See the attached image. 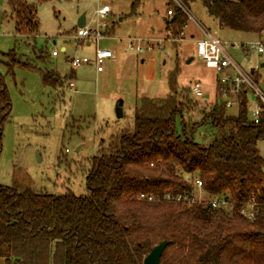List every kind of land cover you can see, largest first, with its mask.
<instances>
[{"label": "trees", "instance_id": "trees-1", "mask_svg": "<svg viewBox=\"0 0 264 264\" xmlns=\"http://www.w3.org/2000/svg\"><path fill=\"white\" fill-rule=\"evenodd\" d=\"M19 35L38 33V6L47 0H7ZM188 8L195 0H181ZM223 28L264 36V0H202ZM139 1H134V13ZM189 16L174 9L166 28L180 32ZM1 54V53H0ZM8 73L22 62L15 49L2 53ZM179 64L169 72L165 98L142 97L134 124L112 135L84 164L86 193L22 192L0 185V258L4 264H144L169 240L161 264H264V103L248 116L249 90L230 115L222 92L202 103L198 121L185 117L198 100L180 98ZM42 72L45 84L62 85ZM190 92V89L188 88ZM197 99V98H196ZM13 109L0 71V161L6 123ZM181 120V130L178 122ZM210 135L197 140L200 130ZM199 179L207 198L194 197ZM219 198L227 205L213 206ZM254 203V218L243 213Z\"/></svg>", "mask_w": 264, "mask_h": 264}, {"label": "rangeland", "instance_id": "rangeland-1", "mask_svg": "<svg viewBox=\"0 0 264 264\" xmlns=\"http://www.w3.org/2000/svg\"><path fill=\"white\" fill-rule=\"evenodd\" d=\"M134 1H139L140 6L136 13H131ZM104 4L110 5L111 12L100 19L97 10ZM168 4V9H175L173 0H47L38 6V33L26 36L16 32L8 1L0 0V71L5 75L13 103L4 130L0 185L13 186L20 192L30 188L55 195L85 194L84 164L98 155L101 145H107L112 135L133 126L134 111L142 97L165 98L169 94L168 75L177 64L180 98L197 101L188 88L192 82L200 81L206 91L204 98L209 102L216 100L215 82L222 75H217L214 66L197 55L195 40L190 35L192 31L200 34V23L213 32L216 30L217 24L202 0L190 4L192 18L184 28V42H155L153 49L140 53L129 48V38L165 37L162 13ZM83 16L84 28L96 29L98 23H107L106 37L98 43L77 38ZM217 35L230 43L264 40V36L258 35L243 41ZM97 46L112 49L115 54L106 60L103 72L94 63ZM11 49L31 66L17 64L8 73L7 58L2 53ZM55 51L57 55L53 54ZM229 52L245 71L253 70L257 85L264 92V53L246 54L243 48L234 46L229 47ZM83 56L90 61L74 67L70 59ZM47 71H54L64 83L56 88L45 84L42 72ZM72 81L74 87L69 85ZM120 99L124 102L122 117L116 114ZM248 99V116L255 119L258 99L252 91ZM202 100L191 111H185L186 118L200 120L202 111L207 109ZM238 112L239 104L228 109L230 115ZM178 128L181 130V120ZM207 139L210 135L200 130L197 140ZM258 148L264 156V140L258 142ZM188 180L193 182L191 177ZM194 197L204 199L207 195L195 189ZM3 263L0 258V264Z\"/></svg>", "mask_w": 264, "mask_h": 264}, {"label": "built area", "instance_id": "built-area-1", "mask_svg": "<svg viewBox=\"0 0 264 264\" xmlns=\"http://www.w3.org/2000/svg\"><path fill=\"white\" fill-rule=\"evenodd\" d=\"M175 2L176 7L181 8L186 14H188L189 18H192V12L190 8L185 6L181 0H173ZM111 12V7L108 4H104L99 7L97 10V14L100 19L106 18ZM167 14L170 18L174 15V9H168ZM201 28L205 32L204 37L195 40L196 43V51L197 55L205 62L210 63L214 66V69L218 76L217 83L218 89L222 92L223 98L226 101V106L231 108L235 104H238V94L242 90V88L248 89L250 92L252 91L258 100L264 103V92L259 88L257 82L252 74V72L245 71L232 57L229 52V47L234 46L238 48H243L245 53L248 54L250 51H256L260 54L264 53V40L257 41H248L241 43H230L229 41L222 40L217 34L212 33L210 30H207L201 23ZM186 27V26H185ZM184 27V28H185ZM184 28L178 32L174 33L171 26L166 28L165 37L164 38H129V48L131 50L135 49L137 53L142 51L151 50L155 46V42L158 45H161L163 42H184L187 39L186 31L184 32ZM108 29L107 23H98L96 29H88V28H80L77 31L76 37L79 39H86L89 41H98L104 37H106V32ZM145 43V46L142 43ZM57 55L55 51L53 53ZM115 57L114 51L109 48H99L96 47L95 55H94V63L96 64L97 70L99 72L104 71V64L106 60L112 59ZM72 65L74 67L79 66L82 63H86L90 61V58L87 56L83 57H73L70 59ZM229 70H234V72H230ZM71 87H74V82H70ZM190 94L197 99H203L206 95V91L204 90V85L200 81L192 82L190 87ZM259 112V103L255 108L253 114L255 119L258 118ZM194 189H198L203 195V184L201 180L195 179L193 180ZM201 200L202 198H198ZM214 207H219L221 205H227V202L223 199L214 198L213 201ZM254 203H250L243 207L242 213L249 219L254 218Z\"/></svg>", "mask_w": 264, "mask_h": 264}, {"label": "crops", "instance_id": "crops-1", "mask_svg": "<svg viewBox=\"0 0 264 264\" xmlns=\"http://www.w3.org/2000/svg\"><path fill=\"white\" fill-rule=\"evenodd\" d=\"M140 4V3H139ZM138 4V6H137V8L136 9H138L139 8V5ZM110 6V5H109ZM169 6H170V4H168L167 5V10L164 12L163 11V13H162V19H163V21H164V27H163V29H165L166 28V23H167V21L169 20V18H170V16L167 14V11H168V8H169ZM136 11L137 10H135V13H136ZM213 18V17H212ZM213 21H215L216 22V24H217V27H216V30L213 32L212 31V29H211V27H206L204 24H202L207 30H210L212 33H214V34H217V33H220V34H223V35H225L228 39H238V40H240V41H243V40H246V39H250V38H252L255 34H251V33H243V32H236V31H232V30H229V29H227V28H223L220 24H219V22H218V20H216V19H214L213 18ZM188 26V23H187V25H186V27ZM185 27V28H186ZM199 28H200V34L197 36V33L196 32H191V38L192 39H194V40H197V39H199V38H202V37H204V35H205V32L203 31V29L201 28V26H199ZM164 32V31H163ZM162 36V35H161ZM161 36H157V37H161ZM157 37H155V38H157ZM88 45L90 44V42H88L87 43ZM63 50H65L66 48L65 47H63L62 48ZM103 72V71H102ZM216 84H217V80H216V82H215V88H216ZM216 94V93H215ZM216 96V98H217V94L215 95ZM204 100V102H206V103H214L215 101H213V102H209L206 98H204L203 99ZM4 264V263H3Z\"/></svg>", "mask_w": 264, "mask_h": 264}, {"label": "water", "instance_id": "water-1", "mask_svg": "<svg viewBox=\"0 0 264 264\" xmlns=\"http://www.w3.org/2000/svg\"><path fill=\"white\" fill-rule=\"evenodd\" d=\"M85 17L83 16L79 21V26L83 27L85 25ZM253 72V70H252ZM52 73L55 74L54 71ZM55 78L60 81V83H63V80L60 78V76L55 75ZM123 100L120 99L116 105V114L118 117L123 116ZM169 244V240H162L157 245H155L152 250L149 252V254L144 258V264H161V257L163 255V252L167 245Z\"/></svg>", "mask_w": 264, "mask_h": 264}]
</instances>
